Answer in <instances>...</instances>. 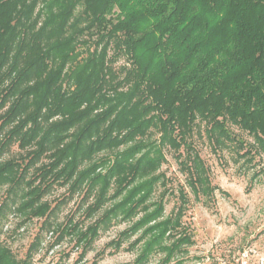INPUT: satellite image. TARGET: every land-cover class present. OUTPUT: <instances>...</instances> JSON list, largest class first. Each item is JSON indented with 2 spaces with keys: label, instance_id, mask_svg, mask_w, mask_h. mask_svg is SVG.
I'll list each match as a JSON object with an SVG mask.
<instances>
[{
  "label": "trees",
  "instance_id": "16d2710c",
  "mask_svg": "<svg viewBox=\"0 0 264 264\" xmlns=\"http://www.w3.org/2000/svg\"><path fill=\"white\" fill-rule=\"evenodd\" d=\"M202 133L215 151L231 147L247 161L264 152V0H0V157L13 144L25 152L0 161V186L8 187L0 235L3 212L22 191L19 210L45 218L40 230L58 239L73 229L82 256L100 226L83 232L70 218L56 229L43 201L53 184L69 185L94 197L85 217L119 196L103 222L143 210L124 231L143 229L134 264L155 249L168 263L193 243L181 221L188 199L179 189V204L163 218L166 188L146 204L162 176L153 174L166 148L195 198L213 202L218 187L196 149ZM103 152L110 155L95 160ZM40 245L37 233L20 259L0 241V264H33Z\"/></svg>",
  "mask_w": 264,
  "mask_h": 264
},
{
  "label": "rangeland",
  "instance_id": "374dc122",
  "mask_svg": "<svg viewBox=\"0 0 264 264\" xmlns=\"http://www.w3.org/2000/svg\"><path fill=\"white\" fill-rule=\"evenodd\" d=\"M76 12H79V8ZM79 50L85 55V47H80ZM123 63L124 59L120 58L115 67ZM230 129L237 137L252 144L251 136L235 127ZM157 137L158 134L154 133L152 139ZM196 149L208 167L211 184L218 187L214 192L213 202L208 206L195 198L187 183L186 174L180 169L172 151L166 148L162 150L166 162L162 163L153 174H162L165 186H162L161 176L159 182L154 184L146 204L159 201L160 195L163 196L166 188L163 198V218L179 204L177 197L179 189L184 191L188 199L181 221L193 243L181 246L166 264H206L207 261L217 264L218 258L226 260L228 264H237L236 261L244 250L252 251L249 254V264H254L255 257L264 258V152L257 149L259 152L253 155L252 161H247L240 158L231 147L215 151L204 133L196 139ZM24 155L25 152L19 149L17 144H13L3 153L0 161L9 159L18 161ZM106 155L110 153H100L95 160ZM45 161L46 159L42 158L41 162ZM102 163L96 173L104 172ZM39 165L41 163L28 170L26 179L33 177ZM23 186L21 184V187ZM7 188L6 185L0 186V202L6 196ZM84 190L85 188H81L72 191L69 185L53 184L43 198L52 209L47 222L56 229L70 218L81 225L83 232L95 223L100 226L82 256L80 253L83 246L77 244L73 229L71 232H65L64 236L58 239L55 230L47 228L40 230L45 218H29L26 213L19 210L22 191L17 192L15 203L9 205L3 212L0 241L21 259L29 244L39 233L41 245L34 256L33 264H134L142 254L143 241H135L143 229L126 236L124 231L140 219L143 210L130 219L122 220V216L112 215L107 222H103L105 212L120 200L121 196H119L105 202L90 217H85L87 207L94 201V197L83 199ZM114 190L115 188L110 189L108 195H112ZM116 240L121 241L119 247L114 244ZM170 242L171 240H167L164 243L169 245ZM133 243L134 246H131ZM165 255V252L155 249L143 263L139 264H164Z\"/></svg>",
  "mask_w": 264,
  "mask_h": 264
},
{
  "label": "built area",
  "instance_id": "2783aa9c",
  "mask_svg": "<svg viewBox=\"0 0 264 264\" xmlns=\"http://www.w3.org/2000/svg\"><path fill=\"white\" fill-rule=\"evenodd\" d=\"M252 252L251 250H244L237 259V264H249V254ZM209 260V259H208ZM217 264H228L226 260L218 258ZM206 264H212L210 261H207ZM254 264H264V258L261 257H255V263Z\"/></svg>",
  "mask_w": 264,
  "mask_h": 264
}]
</instances>
